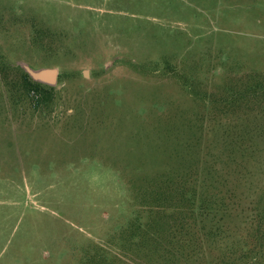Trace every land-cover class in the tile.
Here are the masks:
<instances>
[{"label": "rangeland", "instance_id": "1", "mask_svg": "<svg viewBox=\"0 0 264 264\" xmlns=\"http://www.w3.org/2000/svg\"><path fill=\"white\" fill-rule=\"evenodd\" d=\"M0 58L57 73L38 111L0 84V264H167L141 191L211 165L232 207L178 232L175 264H264V99L220 102L264 74V0H0Z\"/></svg>", "mask_w": 264, "mask_h": 264}, {"label": "trees", "instance_id": "2", "mask_svg": "<svg viewBox=\"0 0 264 264\" xmlns=\"http://www.w3.org/2000/svg\"><path fill=\"white\" fill-rule=\"evenodd\" d=\"M9 70H12V72L19 71L17 84L14 80L8 81L7 74L9 73ZM0 73H2L0 84L3 87L8 88L6 90L9 93V100L12 103H16L23 99H29L33 106V110L37 111L43 105H47L49 99L46 94L48 92L46 91V87L43 84L32 80V78L25 71L20 70V68H11L0 58ZM224 94L225 97L221 98L220 102H225V104H223L224 107L221 108V112L225 115L233 113L230 108L236 107L242 103L245 104L255 99L262 100L264 99V74L258 75L253 84H247L241 90L229 88ZM211 104L212 103H209L207 99H203V105L205 108L207 105ZM224 108H226L228 112H224ZM227 158L236 160L237 152L235 151L229 153L225 159ZM218 159L219 157L217 156L216 160ZM216 168L217 167L214 165H211L210 169L204 173L202 179H199L197 176V170L194 173L187 172L188 170H185L184 172H176L178 174L166 175L158 182H155V180L144 185L146 187L141 191L142 198L144 200L151 198L150 200L152 202L155 201L153 203L157 204V206H155L157 210H153V207H148V219L145 225L151 226L156 224L160 225V227L164 225L167 227V233H170V230H173L178 234V232L180 233L182 229L189 231L188 229L192 227L191 224L196 227V216L207 218L209 215H212V217H210V221H213L214 215L229 211L232 207L230 204L231 202H226V200L233 197L229 195L231 190H228L226 194L225 192L219 191L221 192L219 193V197L216 196L218 194L217 192H212L213 195H206L209 191L208 189L210 188L211 191H214L211 187L215 186L214 183H210L208 185L205 180L211 178L213 171H215ZM196 169H198V167ZM236 170L237 173H239V169ZM214 194H216L215 198L213 197ZM158 217L160 220L163 218L165 221L163 223L160 222V220L158 221ZM156 219L157 222H155ZM169 219L173 220V224H170L171 222ZM251 221L253 223V234L251 235L254 236L257 243V245H255V256H253L251 260H256L257 255L264 253V247L261 241L264 237V199L262 201V207L259 208V211L256 213L255 219ZM219 223L216 221L215 223L210 224L208 234L210 233L211 235L217 232H222L223 223ZM177 224L179 227L178 229L175 228ZM204 225L205 223L202 222L200 230L205 229ZM177 234L175 233L172 237L169 235L170 238H175V243H177L178 248L174 249V247L171 249L167 257L169 258V260L166 261L167 264H175V258L177 256H181L183 257L182 259H185L188 255V249H185V246L180 243L183 240L182 236L178 237ZM171 260H174V262L170 263Z\"/></svg>", "mask_w": 264, "mask_h": 264}, {"label": "water", "instance_id": "3", "mask_svg": "<svg viewBox=\"0 0 264 264\" xmlns=\"http://www.w3.org/2000/svg\"><path fill=\"white\" fill-rule=\"evenodd\" d=\"M26 73L32 78V80L47 84V85H54L57 79V73L55 70H39V71H32L28 67L25 68Z\"/></svg>", "mask_w": 264, "mask_h": 264}]
</instances>
